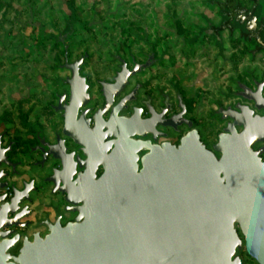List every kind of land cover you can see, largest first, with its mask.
Returning <instances> with one entry per match:
<instances>
[{"label":"water","instance_id":"water-1","mask_svg":"<svg viewBox=\"0 0 264 264\" xmlns=\"http://www.w3.org/2000/svg\"><path fill=\"white\" fill-rule=\"evenodd\" d=\"M64 58V68L71 74L65 81L68 104L62 106L66 96H60L54 110L64 112L63 134L82 145L68 127L88 113L77 120L79 110L90 101L81 74L84 58L68 63L67 47ZM148 66V62L136 64L129 71L123 62L113 83L100 82L105 106L95 120L109 110L110 118L100 125L96 120L90 133L106 129L101 139L113 136L115 147L108 155L96 148L89 157L91 168L78 175L83 206L76 222L54 228L44 238L24 241L17 256L6 254L8 247L0 249V264L7 260L11 264H242L237 252L243 246L250 258L264 264V146L253 148L264 144L263 84L256 93L244 94L263 110V117L247 106L239 107L240 113L221 110L223 119L231 122L212 151L200 142L195 129L182 137L178 147L157 146L134 138L154 133L155 124L143 121L136 126L134 117L119 116L130 96L114 104L128 79ZM184 114L182 107L177 118ZM173 119L163 125H173ZM99 165L103 173L96 178Z\"/></svg>","mask_w":264,"mask_h":264},{"label":"rangeland","instance_id":"rangeland-1","mask_svg":"<svg viewBox=\"0 0 264 264\" xmlns=\"http://www.w3.org/2000/svg\"><path fill=\"white\" fill-rule=\"evenodd\" d=\"M251 1L234 0L246 7ZM219 4L224 0H0V132L24 133L29 124L45 133L59 128L52 106L57 95L69 94L65 47L68 63L84 58L92 108L102 105L98 82L112 80L117 58L131 66L152 52L155 64L124 93L139 83L145 95L163 92L175 102L180 94L212 150L226 127L218 110L240 101L237 82L264 76L254 44L236 33L222 32L218 40L204 32L220 24ZM237 256L257 264L244 246Z\"/></svg>","mask_w":264,"mask_h":264},{"label":"flooded vegetation","instance_id":"flooded-vegetation-1","mask_svg":"<svg viewBox=\"0 0 264 264\" xmlns=\"http://www.w3.org/2000/svg\"><path fill=\"white\" fill-rule=\"evenodd\" d=\"M224 4L226 9L221 10L220 8V24L224 23L225 26L222 32L230 33L228 27H232V33H236L243 40L254 44V55L261 56L264 59V0H252L250 7L236 3L234 0H224ZM214 28L213 26H207L204 32L220 40V35L216 36ZM117 60L120 63L119 71L123 62L127 65L129 71L136 64L149 63L147 68L141 69L140 72L128 79L126 88L129 87L131 79L150 69L156 61L152 52L147 56L144 63L134 61L131 66L121 58H117ZM119 71L115 73L111 81L106 82L113 83ZM250 81L249 84L237 82L236 98L240 101L233 106L218 110L217 113L223 121H226V126L231 120L228 118L223 119L221 110L231 109V111L240 113L239 107L247 106L254 111V115L263 117V110H257L254 102L244 99V94L256 93L263 84L260 99L264 100V76L261 80L251 77ZM100 82L98 83L103 98L102 105L96 108L89 106L91 103L90 86L86 78L90 101L79 110L77 120L84 111L88 110V113L80 123H72L68 127V131L77 136L82 141V145L76 143L72 137L63 134L65 126L64 112L54 110L58 106L60 96H66L61 105L68 104L69 94L57 95V103L52 106L53 111L60 115L58 129L51 128L49 133H45L37 126L29 124L27 131L24 133L0 132V249L8 247L5 251L6 254L17 256L23 247L24 241L31 242L35 236L44 238L54 228H64L68 224L76 222L80 214L79 209L83 206L80 202L81 189L76 182L78 175L82 174L87 166L91 168L89 157L92 156L96 148L104 149L105 155H108L115 147L112 143L113 136L101 139V135L106 132V129L101 127L102 129L100 128L99 132L90 133L96 126V120L97 124L100 125V122L106 123L110 118L109 110L95 120V115L102 111L105 106ZM125 90L115 99L114 104H118L125 96H130L132 99L126 104V109L119 116H125L128 119L134 117L133 123L135 125H139L143 121H147L149 125L155 124L152 128L154 133H149L144 138L134 137L135 140L149 141L152 145L157 146L169 143L174 147H178L182 137L195 129L200 142L206 149L210 150L202 140L195 121L188 118V107L180 94H175V102H173L171 96L163 92H158V98L149 94L145 95L144 86L139 83H134V86L130 87V90L126 93H124ZM182 107H185V114L182 118H177L182 112ZM172 118L174 119L171 124L176 128L173 125H163V122ZM185 121L190 126L184 123ZM179 122H183V124L178 125ZM147 127L149 128L148 125ZM183 128H186L185 133L182 132ZM140 130H142V127ZM240 130L238 129V131ZM262 146L264 144H256L253 148L258 150ZM142 155L144 153L140 154V156ZM262 159L264 161V154ZM95 173L96 178H99L103 173V166H97ZM13 199L14 203L11 204ZM11 263H13L12 260L5 262V264Z\"/></svg>","mask_w":264,"mask_h":264},{"label":"trees","instance_id":"trees-1","mask_svg":"<svg viewBox=\"0 0 264 264\" xmlns=\"http://www.w3.org/2000/svg\"><path fill=\"white\" fill-rule=\"evenodd\" d=\"M219 6H220L221 10L226 9L225 4H219ZM224 27H225V26H224V23H221L218 27H215V28H214L217 37H218V36L220 35V33L225 29ZM228 29L230 30V33H232L233 28H232V27H228Z\"/></svg>","mask_w":264,"mask_h":264}]
</instances>
